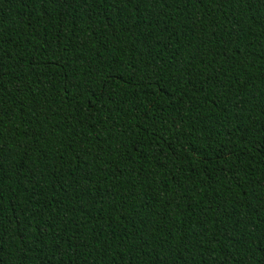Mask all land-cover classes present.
I'll return each mask as SVG.
<instances>
[{"label":"trees","instance_id":"1","mask_svg":"<svg viewBox=\"0 0 264 264\" xmlns=\"http://www.w3.org/2000/svg\"><path fill=\"white\" fill-rule=\"evenodd\" d=\"M0 264H264V0H0Z\"/></svg>","mask_w":264,"mask_h":264}]
</instances>
